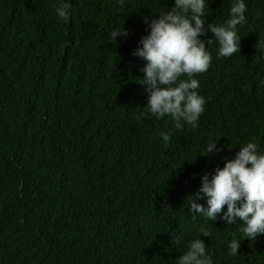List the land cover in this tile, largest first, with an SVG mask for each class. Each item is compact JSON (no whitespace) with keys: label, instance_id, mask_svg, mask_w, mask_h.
Here are the masks:
<instances>
[{"label":"trees","instance_id":"1","mask_svg":"<svg viewBox=\"0 0 264 264\" xmlns=\"http://www.w3.org/2000/svg\"><path fill=\"white\" fill-rule=\"evenodd\" d=\"M65 2L67 19L59 0H0V264H176L196 238L212 264H264V234L244 238L241 221H210L185 201L221 157L250 140L264 153V0H244L231 56L217 58L210 31L200 37L204 111L180 129L142 115L145 61L132 55L143 17L173 0ZM231 3L205 0V25L228 19ZM216 139L221 151L205 155Z\"/></svg>","mask_w":264,"mask_h":264},{"label":"clouds","instance_id":"2","mask_svg":"<svg viewBox=\"0 0 264 264\" xmlns=\"http://www.w3.org/2000/svg\"><path fill=\"white\" fill-rule=\"evenodd\" d=\"M68 8L65 0H59L54 11L58 18L67 19ZM245 10L244 0H232L228 19L219 25H205L202 19L206 14L205 0H173V6L156 12L155 18L143 17L147 34L140 38L132 52L145 61L139 69L142 77L136 78L147 95L142 115H154L157 119L170 117L177 129L183 124L195 127L204 111L205 100L196 91L199 84L194 77L205 72L211 62L206 42L200 37L210 31L212 37L207 43L215 38L219 45L217 58L231 56L240 48L237 26L245 23ZM127 34L124 27L114 28L109 42L116 43L118 36ZM160 136L165 143L170 139L165 132ZM217 140L206 144L205 155L221 151ZM221 159L223 167H217L210 178L207 173L201 175L200 187L186 197L188 211L210 221L219 216L229 225L239 220L243 237L253 240L264 234V153L250 140L239 147L233 159ZM198 231L201 236H209L203 227ZM240 241L233 238L228 242L229 254H237ZM175 260L176 264H212L201 238L192 239L187 250Z\"/></svg>","mask_w":264,"mask_h":264}]
</instances>
